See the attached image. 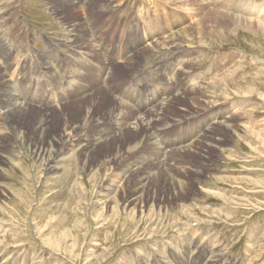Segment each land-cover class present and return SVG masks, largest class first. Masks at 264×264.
Instances as JSON below:
<instances>
[{
  "label": "rangeland",
  "instance_id": "obj_1",
  "mask_svg": "<svg viewBox=\"0 0 264 264\" xmlns=\"http://www.w3.org/2000/svg\"><path fill=\"white\" fill-rule=\"evenodd\" d=\"M201 3L0 0V264H264V0Z\"/></svg>",
  "mask_w": 264,
  "mask_h": 264
},
{
  "label": "bare ground",
  "instance_id": "obj_2",
  "mask_svg": "<svg viewBox=\"0 0 264 264\" xmlns=\"http://www.w3.org/2000/svg\"><path fill=\"white\" fill-rule=\"evenodd\" d=\"M190 1H192V2H194L195 4H198L199 5V2L201 3V0H199V2L197 3V2H195L196 0H179V3L182 5V6H187V2L189 3ZM224 1V0H223ZM229 1V0H228ZM175 2V1H174ZM206 2V1H205ZM71 3H73L72 5H74L75 4V2H71ZM172 3V2H171ZM176 3V2H175ZM208 3V2H207ZM229 4V3H228ZM232 4V3H231ZM233 4H234V7H236L235 6V3L233 2ZM95 5V4H94ZM218 5V4H217ZM208 6V5H207ZM215 6V5H214ZM232 6V5H231ZM70 7V6H69ZM63 8V7H62ZM251 8V7H250ZM201 9H206V4L204 3V4H202L201 3ZM226 9H229V8H226ZM213 10V9H212ZM211 10V11H212ZM251 11H254L255 12V15L257 14V16H262V14L264 15V7H252L251 9H250ZM186 11H188V10H186ZM191 11H192V9H191ZM195 11V10H194ZM210 12V11H209ZM234 12V11H233ZM243 12V11H242ZM241 12V13H242ZM245 12H247V11H245ZM254 12H252V13H249L250 14V16H254ZM188 13V12H187ZM221 13H223V12H221L220 10H216V9H214L213 11H212V13L211 14H213L212 15V18H213V20H214V22L213 23H215V25L216 26H218V27H224L225 26V24L226 25H230L231 24V22H232V24H233V26H240V27H245V28H250L252 25V23H253V21H251V20H246L245 22H243V18H241L240 16H237V15H231V16H229V15H222ZM228 13V12H227ZM236 13V12H235ZM244 13V12H243ZM183 14V13H182ZM191 14V13H190ZM204 14V13H203ZM230 14V13H229ZM183 15H185V14H183ZM175 16H173V17H171V19L168 17V16H163V18H162V21L163 22H166V31H171V27H173V18H174ZM216 19H215V18ZM195 18V17H194ZM202 20H204L205 19V21H203L202 23H204V22H206V20H209V16L208 15H203L202 17ZM193 19V18H192ZM245 19V18H244ZM183 19H180L179 18V22H181ZM191 21V20H190ZM88 22V21H87ZM77 24V23H76ZM156 24V23H155ZM199 24V23H198ZM201 25V24H200ZM134 29H135V27H134ZM184 30V29H183ZM80 31V30H79ZM78 31V32H79ZM132 31H134V30H132ZM156 31V30H155ZM159 30H157V32H158ZM138 32V31H137ZM135 32H133V34H134ZM92 34V33H91ZM138 34H139V32H138ZM182 34V33H181ZM94 33L92 34V37H94ZM137 36V35H136ZM91 37V38H92ZM80 38V37H79ZM95 40V39H94ZM81 42V41H80ZM80 42L79 41H75L74 42V45H79L80 44ZM83 42V41H82ZM137 42V41H136ZM136 42H134L133 44L131 43L130 44V46L132 47V50L133 51H135V49L136 48H138L137 46V43ZM84 43V42H83ZM82 43V44H83ZM89 42H86V46L87 47H90V45L88 44ZM4 47V46H3ZM2 48V47H1ZM104 49H105V47H104ZM9 50V49H8ZM7 50V51H8ZM4 51V50H3ZM98 51V50H97ZM6 53V52H5ZM7 54H8V59H10V52L8 51L7 52ZM85 54V53H84ZM86 55V54H85ZM136 55V51L135 52H133V53H131L127 58H125V60H123V58L122 59H120L122 62H120V63H126V62H128L129 60H131L134 56ZM82 56V55H81ZM89 57H91L90 55H88ZM99 56V55H98ZM83 58V57H82ZM47 59H49L48 57H47ZM53 59V58H52ZM100 58H97L96 59V61L97 60H99ZM7 60V59H6ZM8 61V60H7ZM63 63V62H62ZM10 64V63H9ZM56 64H58V67H60V65H59V63H56ZM129 64V63H128ZM134 64V63H133ZM1 66H0V71L2 72V74H3V76H4V67L2 66V65H4V66H6V63H3V64H0ZM188 65V64H187ZM62 67H63V65H62ZM143 67V66H142ZM168 67V66H167ZM35 68V67H34ZM187 68V67H186ZM4 72H3V71ZM146 71V70H145ZM141 72V71H140ZM7 73V72H6ZM99 73H102V70H101V72H99ZM108 74V73H107ZM143 75V74H142ZM77 76V75H76ZM75 76V77H76ZM97 77V76H96ZM25 78V77H24ZM24 78H21V79H24ZM99 78V77H98ZM20 79V78H19ZM135 79V78H134ZM195 79V78H194ZM9 80V79H8ZM98 80V79H97ZM101 82H102V80H101ZM137 82H138V78H137ZM0 83H1V81H0ZM76 83L77 82H75V83H71L69 86H71V87H74L75 85H76ZM134 83V82H133ZM136 83V82H135ZM139 83V82H138ZM22 82H21V80H17L16 79V81H14L13 83L11 82V83H8V84H6V83H3L2 85H0V94H3V95H6V96H2L1 98H0V104H4V105H7V106H9L8 108H11V109H16L17 110V112H19V113H23V114H26L25 113V111H26V108H27V105H26V103H27V98L26 97H24V96H22V93H21V89H22ZM77 85H79V82H78V84ZM80 86V85H79ZM154 86V85H153ZM158 87V86H157ZM67 89V88H66ZM69 89V88H68ZM186 89V88H185ZM69 92V91H68ZM63 93V92H62ZM65 95V94H64ZM1 96V95H0ZM84 97V96H83ZM106 97V96H105ZM66 98V97H65ZM154 99V98H153ZM158 99V98H157ZM146 101H147V99H145ZM62 102H63V99H62ZM137 102V101H136ZM43 104H47V102H43ZM64 104V103H63ZM62 104V105H63ZM124 104V103H123ZM148 104V103H147ZM146 104V102L145 101H141V102H139V103H137V104H135L134 106H135V108H137V110L138 111H143L145 108H144V105L146 106L147 105ZM29 105V104H28ZM149 105V104H148ZM123 107H126L125 105H122ZM153 106V105H152ZM31 107V106H30ZM151 107V106H150ZM134 108V107H133ZM149 108V107H148ZM160 108V107H159ZM163 108V107H162ZM161 108V109H162ZM7 109V108H6ZM160 109V110H161ZM155 110V109H154ZM162 111V110H161ZM157 112V111H156ZM122 113V112H121ZM136 113V112H135ZM155 113V112H154ZM159 113V112H158ZM139 114V113H138ZM151 114V113H150ZM153 114V113H152ZM142 116L143 115H145V114H141ZM156 116V115H155ZM159 117V116H158ZM9 119V118H8ZM122 119H124V117L122 118ZM125 119H126V121L128 120L126 117H125ZM161 119V118H160ZM120 120V119H119ZM131 120V119H130ZM135 120H138V122H137V124H140V125H137L138 126V128L141 130V129H144L145 130V128L146 129H149V128H152V130H153V132H151V134H150V136H149V138L151 139V141H153L154 140V138H155V136H154V129H153V127L155 126L154 124H156V123H152V124H149V122L150 121H156V120H154V119H150V120H146L145 119V121H143V119H141V120H139V117H138V119L136 118ZM45 120H41L40 121V123H39V128L40 129H42L43 130V126H44V124H45V122H44ZM159 121V120H158ZM130 122H128L127 124H129ZM134 123H136V122H134ZM134 123H132V125H130V128H132V126H133V124ZM174 123V122H173ZM115 125V124H114ZM119 125V124H118ZM121 125V128H122V130L123 129H126V127H127V125H126V127L124 128V124L123 123H121L120 124ZM223 125V124H222ZM96 126H98V125H96ZM135 126V125H134ZM141 126V127H140ZM214 126V125H213ZM226 126V125H225ZM224 126V127H225ZM38 127V126H37ZM88 127V126H87ZM118 128H119V126H117ZM223 127V126H222ZM97 128V127H96ZM104 129V128H103ZM115 130V129H114ZM117 130V129H116ZM102 131V130H101ZM106 131H107V129H106ZM106 131H104V132H106ZM121 131V130H120ZM137 131H139V130H137ZM44 132V131H43ZM103 132V131H102ZM116 132V131H115ZM81 133V132H80ZM126 133V132H125ZM102 134V133H101ZM203 135V134H202ZM80 136V135H79ZM81 137V136H80ZM208 137V136H207ZM206 137V138H207ZM210 137V136H209ZM79 138V137H78ZM216 139H217V137H216ZM83 140V139H82ZM66 141V140H65ZM77 141V140H76ZM68 143V142H67ZM82 143H83V141H82ZM98 141H97V145H98ZM149 143V142H148ZM154 143H155V141H154ZM84 144V143H83ZM69 145V144H68ZM90 145V144H89ZM87 146V144H86V148L84 149V151L86 152L88 149H90V148H92V146ZM95 145V144H94ZM93 145V146H94ZM101 145V144H100ZM149 145V144H148ZM155 145H156V143H155ZM73 146H74V144H73ZM75 146H78V145H75ZM85 146V145H84ZM152 146H154L153 144H152ZM95 147H96V145H95ZM75 148V147H74ZM136 148V147H135ZM156 148V147H155ZM179 148V147H178ZM157 149V148H156ZM181 149V148H180ZM72 150V149H71ZM71 150H69V151H71ZM61 151V150H60ZM59 151V152H60ZM91 151V150H90ZM37 152V151H36ZM167 153V152H166ZM89 154V153H88ZM170 154V153H169ZM171 155V154H170ZM60 158V157H59ZM138 162V161H137ZM135 166H136V164H135ZM138 166V165H137ZM133 168V167H132ZM130 169V168H129ZM135 171H136V167H135V169H134ZM164 170V169H163ZM132 171V170H131ZM128 172V171H127ZM126 172V173H127ZM156 172V171H155ZM153 174V173H152ZM162 174V173H161ZM146 175V174H145ZM147 177V176H146ZM152 177V176H151ZM165 177V176H164ZM171 177V176H170ZM148 178V177H147ZM142 179V178H141ZM144 179H146V178H144ZM149 179V178H148ZM157 180V179H156ZM136 181V180H135ZM141 181V180H140ZM147 182H148V180H147ZM137 183H138V181L137 182H134L133 183V187H132V190H131V195H133L132 197H134L133 199H132V203H133V206H135V207H140V206H142L144 203H145V200H144V197H146V194H144L142 191H139L138 190V188H136V185H137ZM151 183V182H150ZM143 185V184H142ZM176 185V183H175V181L173 182V186H175ZM112 186V185H111ZM138 186H140V185H138ZM148 186V185H147ZM146 186V187H147ZM173 186H172V188H173ZM177 186V185H176ZM114 187V186H113ZM141 187V186H140ZM145 188V187H144ZM146 189V188H145ZM144 189V190H145ZM143 190V191H144ZM148 190L149 191H151V186H149V188H148ZM174 190V189H173ZM108 191H110V190H108ZM172 191V190H171ZM156 193V192H155ZM111 195V194H110ZM114 195H117V194H114ZM130 196V195H129ZM82 197V196H81ZM105 197V196H104ZM109 197V196H108ZM116 197V196H115ZM182 197V196H181ZM110 198V197H109ZM112 200V199H111ZM153 200V199H152ZM110 201V200H109ZM115 201V200H114ZM146 201H148V200H146ZM150 201V200H149ZM111 202V201H110ZM111 203H113V201L111 202ZM167 204V203H166ZM109 205V204H108ZM111 205V204H110ZM108 207V206H107Z\"/></svg>",
  "mask_w": 264,
  "mask_h": 264
}]
</instances>
